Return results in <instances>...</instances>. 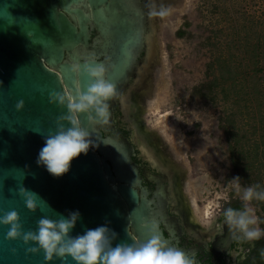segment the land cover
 <instances>
[{
    "label": "water",
    "instance_id": "95a60500",
    "mask_svg": "<svg viewBox=\"0 0 264 264\" xmlns=\"http://www.w3.org/2000/svg\"><path fill=\"white\" fill-rule=\"evenodd\" d=\"M148 3L0 0V216L16 210L24 232L36 231L41 217L58 219L57 213L68 216L79 211L81 219L73 237L107 226L117 234L116 246L146 242L155 232L169 247L189 257L165 235L163 226H171L165 208L149 200V192L139 193L140 171L132 160L133 146L119 134L104 137L103 125L91 123L88 114L80 119L94 146L72 162L67 174L57 178L37 164L46 137L58 130V118L67 114L66 108L50 103L49 94L74 90L76 79L87 90L89 78H77L72 64L82 65L94 55L119 94L133 76L152 66L161 68V61L148 55L153 27ZM94 30L97 36L92 38ZM142 53L146 57L140 63ZM20 100L25 108L17 111ZM65 127L70 125L65 123ZM22 186L36 192L51 208L38 201L37 211H30L19 195ZM8 231L9 226L0 224V264H48L43 251L28 252L38 245H25L22 238L10 241ZM168 234L173 237L174 231ZM51 264L75 262L57 258Z\"/></svg>",
    "mask_w": 264,
    "mask_h": 264
},
{
    "label": "rangeland",
    "instance_id": "374dc122",
    "mask_svg": "<svg viewBox=\"0 0 264 264\" xmlns=\"http://www.w3.org/2000/svg\"><path fill=\"white\" fill-rule=\"evenodd\" d=\"M166 10L151 18L162 69L155 102L140 118L130 109L128 121L177 151L199 221L244 206L234 177L264 190V0H185ZM250 206L264 229V201Z\"/></svg>",
    "mask_w": 264,
    "mask_h": 264
},
{
    "label": "clouds",
    "instance_id": "9594fccd",
    "mask_svg": "<svg viewBox=\"0 0 264 264\" xmlns=\"http://www.w3.org/2000/svg\"><path fill=\"white\" fill-rule=\"evenodd\" d=\"M146 7L149 8V16H164L167 13L162 4L157 10L155 0H149ZM71 72L77 78H89L87 90H82L80 80L76 79L74 90L66 88L63 92L53 91L49 94L50 103L66 108L67 114L58 118V130L46 137L37 159L38 165L45 167L57 178L67 174L72 162L81 154L86 155L94 146L80 116L88 114L91 123L107 125L110 119L109 102L119 95L116 84L106 79V68L96 62L94 55L82 65L72 64ZM24 108L25 102L18 101L17 111ZM65 123L70 127H65ZM240 181V177H234L229 185L243 201V210L227 208L223 213L225 223L234 235L250 242L257 241L264 237V229L258 226V218L250 204L253 200L264 201V190L258 191L259 185L242 187ZM18 191L24 198L26 207L33 213L39 207L38 201L51 208L36 192L24 186ZM57 215L58 219L41 217L37 221L36 231L24 232L19 213L13 209L0 216V224L9 226L8 240L22 238L25 245H38L29 247L28 252L37 254L43 251L48 264L57 258L61 261L71 258L75 264H193L192 259L183 251L169 247L155 232L150 234L146 242L113 246L117 234L107 226L87 229L83 234L73 237L71 233L81 219L80 212H69L68 216Z\"/></svg>",
    "mask_w": 264,
    "mask_h": 264
},
{
    "label": "flooded vegetation",
    "instance_id": "af4514ba",
    "mask_svg": "<svg viewBox=\"0 0 264 264\" xmlns=\"http://www.w3.org/2000/svg\"><path fill=\"white\" fill-rule=\"evenodd\" d=\"M158 2L160 1L157 0ZM161 4L165 9L171 5L182 8L185 0H162ZM151 18L152 16L150 23H152ZM96 36L97 32L94 30L92 38ZM154 37L155 32L152 27L148 39V55L155 47ZM145 57L146 54L142 53L139 62L141 63ZM161 70L152 66L146 68L143 74L139 73L131 78L127 88L110 106L112 115L109 123L102 127L104 137L119 134L133 146L132 160L140 171L139 193L142 190L149 192L148 199L165 208L168 224L171 225L170 229L163 226L166 237L172 239L173 245L184 249L195 264H264L263 240L250 242L230 232L223 215L229 207L224 208L218 216L206 218L204 217L206 214H202L199 216L202 219L198 221L191 207L186 206L185 203L189 201V197L182 189L183 187L187 189L189 186L177 151L170 146L164 136L155 133H148L149 136L141 135L142 125H133V122L128 121L130 109H133L132 116L135 119L140 118L147 114L149 106L155 102ZM189 191H193L191 187ZM241 206L242 208L238 204L231 208L243 210L244 206ZM209 215L210 213L207 214ZM190 217L194 219L191 221ZM169 230L174 231L173 237L168 234Z\"/></svg>",
    "mask_w": 264,
    "mask_h": 264
},
{
    "label": "trees",
    "instance_id": "16d2710c",
    "mask_svg": "<svg viewBox=\"0 0 264 264\" xmlns=\"http://www.w3.org/2000/svg\"><path fill=\"white\" fill-rule=\"evenodd\" d=\"M240 207L242 208L241 204H240Z\"/></svg>",
    "mask_w": 264,
    "mask_h": 264
}]
</instances>
